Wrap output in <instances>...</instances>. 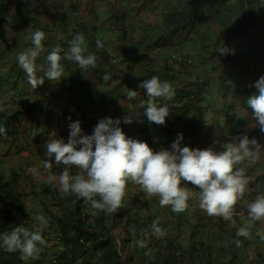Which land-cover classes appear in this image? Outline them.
Wrapping results in <instances>:
<instances>
[{"label":"trees","instance_id":"obj_1","mask_svg":"<svg viewBox=\"0 0 264 264\" xmlns=\"http://www.w3.org/2000/svg\"><path fill=\"white\" fill-rule=\"evenodd\" d=\"M116 1L119 2L120 0ZM153 1L157 3L150 8V14H154L158 9H163L165 18L163 25L165 27L177 21L178 16L186 14L183 20L185 24L187 23L192 26L190 34H198V41L205 44V33L209 34L211 32L209 30L212 27L210 20L206 17L207 15L203 12L202 8L206 3L213 6L223 3L225 0H184L186 3L184 4L185 7H176L172 3L165 5L162 0ZM258 1L264 2V0ZM145 4L144 2L133 8V10L136 9L139 15L135 16L137 19L134 21L133 25L135 26L131 30V34H128L125 29V20L128 17L127 10H125L126 13L124 14L123 21V14L114 13L115 16L113 17L116 22L114 31L118 28L119 33L116 41L122 44L123 51L130 56L133 54L132 50H137L139 45L145 47L146 52L152 54L154 61L160 60L158 59L159 57L164 58V60L161 59L160 69L174 73L175 70L167 62L169 56L167 50L175 49L179 52L183 50L175 44V33L168 35L161 34L155 40L149 37L150 34L148 33L155 27V23H153L154 21L150 17L143 16L144 13L149 14L148 11L142 10ZM163 5H165L164 8H162ZM88 6L93 8L94 5L89 2ZM246 6V0H241L235 3V5L231 4L227 8L224 7L219 13L211 15L210 17L214 18L213 20L216 23V26L213 27L216 30V34L220 30H232V24H234L233 29L237 26L248 27L251 23L248 16H254L256 13L253 9H249V13H247ZM262 7H264V4ZM241 8L244 9L241 10ZM141 10L143 14L140 13ZM106 11L110 12L109 10ZM236 12H238V16L234 20L233 16ZM19 18L22 19V22H26L25 13H20ZM4 21V18H0V24ZM79 25L80 31L84 33L88 45L87 54H95L96 63L100 65L96 69L100 78L98 82H95L93 78L86 77L84 70L80 69L79 66L73 68V62L62 60L61 63L65 71L69 72L70 78L65 80V82L53 84L52 87L47 86L43 98H49L55 107H61V114L67 115L69 112L73 113V118L81 121L82 129H85L84 131L88 135L92 134L95 125L102 119L101 116L113 115V107L118 109V105L120 104L125 117H131L133 122L125 123L123 121L119 127L123 130L126 129L127 132H131L132 138L147 141L156 151H159L161 148L170 149L178 133L184 134V140L182 142L184 145H190L192 148L199 146L201 149L208 147L207 142L211 141L213 132L210 128L206 127L204 117L208 111H206V106L203 105V102L207 97H210V91L212 89L204 93V87L207 86L205 80L190 84L185 83V85L179 86L178 89H175V95L171 100L165 101L159 99L157 101L158 104L167 105L169 116L166 118L164 125L150 124L147 117L144 116V107L141 106L142 104L146 106L147 101L141 103L139 113L133 116L130 113V108L121 102L127 99L129 89L133 88L132 85L125 83L126 76L117 68V64L113 62L112 58H110L106 49V41L103 35L99 33L101 27H97V30L91 31L86 22H81ZM37 29L42 30L39 21H36L32 32ZM178 31L180 32V30L176 32ZM136 34L137 36H135ZM140 34H145L143 42L139 38L141 37ZM146 35L148 36L145 38ZM51 40H55V38H46L45 36V40L43 41L45 50L40 55L42 56V61H38L41 65L45 64V57L50 52L47 51V47ZM97 40L103 42V49L97 48ZM260 40L262 43V51L259 56L254 58L250 56V51L246 49L247 44L244 35L237 37L235 42L229 45V48L234 50V54L232 52H229L227 55H221L219 53L220 55L218 56V53L212 52L214 49L211 50L212 58L216 59L217 63L213 69L218 70L217 73L221 76L219 79L220 93L224 97L222 109L227 116L226 124L229 132V141L237 136L246 134L250 138H256L261 144H264V133L259 128L250 127L252 123L251 109L246 103L248 97L253 94H258V90L254 86L251 87V85L261 76H264V37ZM133 41H136L137 44H134ZM242 43L244 50L239 51L236 45ZM65 45H68V43ZM28 47H32L31 37ZM210 48V45H207V49L210 50ZM61 55L63 56V53ZM217 57H221L219 62ZM247 57L252 60L246 62L245 59ZM18 68V78L24 77V70L19 65ZM162 72L154 67L151 69H142L141 74L143 80L157 76L160 80L167 81V78ZM106 76L107 78H105ZM236 78L243 83V95L240 94L239 90H234L233 80ZM126 85L127 87H125ZM229 96H231V99H229ZM146 98L148 97L146 96ZM36 113L39 114L34 103L31 102H29L26 110H2L0 112V125L4 126L7 132L6 134L0 135L5 139L9 135H16L19 128L18 122L21 119H29V132L33 128H38L39 118ZM61 114L58 115L63 116ZM112 118H115V115ZM263 161L264 148H262L260 160L249 167L250 171L247 172V175L252 176L249 177L250 181L254 179V183L250 182L248 185V190H254L251 195L257 196L258 194H264V170L260 172L256 171V166L261 165ZM52 163L53 172L59 173L62 171L63 168L56 166L54 162ZM21 178H29L23 167L19 169L12 168L10 173L0 170V235L11 232L14 227L21 224L30 230H34L31 225V220H34V217L32 216V211L26 205V194L20 192L15 186L16 182ZM186 186L192 190L193 186ZM41 187L44 189V192H51L49 194L54 197L52 198L53 201L62 210V215L53 212L51 209H46L41 213L48 219L49 226L56 231L64 246L62 251L56 253L61 264H68L72 257L81 258L80 264H215V261H220L221 257L223 260L220 264H245L244 251H249L248 248L252 244L258 254L256 264H264V255L260 254L257 250L258 244L264 245L263 242H259V238L257 237H254L252 240L243 241L242 237L236 236L237 230H230V227L227 228L229 238L227 240L226 250L224 246L221 250V257L217 258L213 251V244H210V239L206 234L209 223L206 221L204 212L196 205L195 199L190 200V206L194 208L196 215H198L196 221L194 222L192 218L180 215L176 226H174L176 231H173L170 228L173 224L171 225L167 221L159 219L156 214L146 207L135 210L132 203H124L123 207L116 213L105 214L101 212L92 215L89 211L90 204L78 198L76 195L61 194L56 186L48 185L44 182ZM172 213L174 214V212ZM157 219L160 221V227L166 231V236L162 239H157L154 236H145L143 238L145 239L147 247L139 248L136 240L141 238L140 234L142 231L149 232L152 222ZM188 225L191 232L188 247L185 251H181L179 246L181 243L180 238L182 235L185 238L188 233ZM42 234L45 238L44 232ZM237 239L241 242L239 249L230 245V242L234 241L235 243ZM23 263L24 260L20 258L19 252L9 253L0 247V264Z\"/></svg>","mask_w":264,"mask_h":264},{"label":"rangeland","instance_id":"obj_2","mask_svg":"<svg viewBox=\"0 0 264 264\" xmlns=\"http://www.w3.org/2000/svg\"><path fill=\"white\" fill-rule=\"evenodd\" d=\"M141 1L142 3H146L142 10L148 11L149 14H143L142 10L140 13L143 14V16L150 17V19L154 21L153 23H155V27L148 33L150 34L149 37L152 40H155L161 34L168 35L170 33H175V44L180 46L183 50L180 52L175 49L167 50L169 54L167 62L172 69L175 70L174 73L160 69L159 65L161 59L164 60V58L159 57L158 59L160 60L154 61L152 54L146 52L145 47L139 45L137 50H132L133 54L130 56L129 54H125V51L122 49V44H119L116 41L119 33L118 28H116L117 31H114V26L116 24L115 18L113 17L115 16L114 13L123 14V21L124 14L126 13L125 10H127L128 17L127 20H125V29L128 34H131V30L134 29L135 26L133 25L134 21L137 19L135 16L139 15L136 9L133 10V8H135L136 5L142 4ZM238 1L241 0H225L223 3L213 6H210L207 3L204 5L202 9L207 15L206 17L210 20L212 29L209 30L211 31L209 34L205 33V44H203L198 41V34H190L192 26L187 23L185 24L183 20V17L185 18L186 14L178 16L177 21L170 23V26L167 27L163 25L165 20L163 9H158L154 14H150V8L157 3L153 0H120L119 2L116 0H0V16H3L5 22H7L6 24H3V22L2 25H0V85H2L0 86V112L2 110H26L29 102L34 103L36 110L39 112V114L36 113L39 118L38 128H33L29 132V119H21L18 122L19 128L16 135H9L7 139L0 135V170L10 173L12 168L19 169L23 167L25 169L29 178L19 179L15 186L20 192L26 194V205L28 206V209L32 211L33 217L43 213L46 209H51L53 212L62 215L61 207L53 201L52 198L54 197L49 194L50 191L44 192V189L41 187L43 183L42 177L47 175V171L43 167L45 161L48 160L44 154V144L49 138L56 137L63 138L66 142L70 132L69 124L76 120L73 118V113L69 112L67 115H63L60 113L62 110L61 107H55L52 100L50 101V99L46 97L43 98L47 86L52 87L53 84L65 82V80L70 78L68 71H65L66 77L62 78L61 81L52 82L46 79L45 83L36 89H33L29 84L26 73L23 75L24 77L18 78L19 68L16 57L19 52L27 49L36 21L40 22L42 28L41 31L45 33L46 38H55V40L49 42L47 47L48 52L57 45L63 50H68V45L65 44L68 43L75 34L83 33L80 31L79 24L81 22H86L91 31H95L97 30V27H101L99 33L103 35L106 41V49L110 58H112L113 62L117 64V68L126 76L125 83L127 85H132V88L137 91V97L135 100L125 99L121 101L125 106L130 108L132 116L137 115L141 103L148 100V98H146L147 95L145 90L138 87L143 80L141 74L142 69H151L155 67L156 69H159V71H163L162 74L165 75L167 82L171 83L174 89H178L179 86L185 85V83L190 84L192 82L205 80L207 86L204 87V93L212 89L210 91V97H207L204 102L206 111H208L205 114L207 119L206 126L216 123L214 129L216 134L214 133V135H212L211 141L207 142V146L210 147L215 145L217 150H220L224 143L229 142V132L226 124L227 118L222 109L224 97L220 93L218 70L213 69L217 63L216 59L212 58L211 54L212 52H216L219 56L220 54L216 49L222 46V43L229 47V45L235 42L237 37L244 35L247 44L246 49L250 51V56L254 58L261 54L262 43L260 39L264 37V7H262L264 2H259L258 0H246V12L249 13V9H253L256 13L254 16H248L251 21L248 27L237 26L233 29L234 24H232V30H220L216 34V30L213 28L216 26V23L213 20L214 18L210 16L219 13L224 7L227 8L231 4L235 5ZM89 2L93 3V8L88 6ZM162 2L165 5L172 3V5H175L176 7H185L184 4H186L184 0H162ZM165 5H163L162 8H164ZM242 9L244 8H241V10ZM106 10H109L110 12ZM20 13L26 14V22H22V19L18 17ZM237 16L238 12L234 14V20L237 19ZM122 29H124V27H122ZM177 30H180V32H176ZM144 35L145 34H140L141 37H139L142 42L144 40ZM135 36H137V34ZM147 36L148 35H146L145 38ZM133 43L137 44L136 41H133ZM207 45H210V50L207 49ZM236 48L239 51L244 50L243 43L237 44ZM212 49L214 50L211 52ZM40 55H42V53ZM220 58L221 57H217L218 62ZM245 60L248 62L252 59L247 57ZM38 61H42V56L38 57L36 63H38ZM37 65L40 66L41 63H38ZM72 66L75 68V66L78 65L73 62ZM98 67H100V65L97 64L96 68H89L87 71H84V75L86 77H91L95 82H98V79L100 78L98 71H96ZM134 71L137 72L139 77L133 75ZM127 85L125 87H127ZM242 86L243 85H240L238 88L234 89L239 90L241 95H243ZM229 99H231V96H229ZM112 112L113 115L111 116L109 114L108 116L103 115L101 117L112 118V116L115 115V118L113 119L118 118L121 122L124 121L125 114L123 113L120 104L118 105V109L113 107ZM58 114H61L64 117L59 116ZM69 117H71V120H69ZM211 128H214V125H212ZM84 130L85 129H83V132L86 134V131ZM123 131L128 137L132 138L131 132H127L126 129ZM244 166L246 167V172H249V167L253 165H247V163H245ZM59 167L63 168V166ZM30 168H35L37 170L36 174L27 171ZM262 170H264V161L261 165L259 164L256 166V171L260 172ZM37 176L41 178L38 179ZM248 176L250 177L251 175ZM251 182L254 183V179H252ZM127 189L130 191L127 190V195L124 200L125 204L132 203L135 210L140 209L141 207L150 209L159 219L165 220L171 225L173 224V226L170 227L173 231H176L174 226H176L180 215L190 217L194 222L197 219L198 215H196L192 206H190L189 210L184 213L173 214L170 207L161 208L159 206L158 198H142L143 193L138 185L129 182ZM192 191L198 193V189L193 187ZM253 192L254 190L249 189L244 197L238 202L235 215L231 222L225 221L221 217L208 216L204 212L207 219L206 221L209 223L207 226L209 228L206 234L210 239V244H213V251L217 258L221 257V250L224 246L226 250L227 240L229 238L227 235L228 227H230V230H238L239 227L244 226L245 224H251L253 225L251 228L253 238L257 237L255 236L257 228L264 229V224L250 221L247 215V204L251 203L256 197L255 195H251ZM195 201L198 206V200ZM31 225L34 230L39 228V225L35 220H31ZM189 225L187 227L188 233L185 238H183L184 235H182L180 238L181 243L178 242L180 243L179 246L181 251H185L188 247L189 235L191 233ZM43 232L46 245L41 246V251L35 258L24 261L23 264H61L56 253L62 251L64 246L56 231H54L48 224ZM242 240L246 241L247 239L242 237ZM258 241L262 243L260 239H258ZM230 245L239 249L234 241L230 242ZM248 250L249 251H244V263L256 264L258 261L256 249L252 245ZM257 250L260 254L264 255V245L258 244ZM222 260L221 257V260L215 261V264H220ZM80 263L81 258L78 257H72L68 262V264Z\"/></svg>","mask_w":264,"mask_h":264},{"label":"clouds","instance_id":"obj_3","mask_svg":"<svg viewBox=\"0 0 264 264\" xmlns=\"http://www.w3.org/2000/svg\"><path fill=\"white\" fill-rule=\"evenodd\" d=\"M44 40L45 33L35 30L31 33L32 47L19 52L16 57L33 89L42 86L46 79L54 82L66 77L62 60L74 62L84 71L96 68L95 54H86L88 45L83 33L75 34L68 41L67 52L59 45L53 47L45 57V64L38 66L36 61L45 50ZM96 44L98 49H103L102 41L97 40ZM216 51L221 55L229 52L234 54V50L223 43ZM133 75L139 77L136 71ZM233 85L238 88L243 83L236 78ZM253 86L258 94L251 95L246 101L251 109L250 127L259 128L264 133V76L256 80ZM138 87L145 90L148 97L146 106L141 105L148 122L164 125L169 110L166 104L160 105L157 101H167L174 97L172 84L152 76L142 80ZM136 97L137 91L129 89L127 99L133 100ZM204 119L207 123L206 117ZM124 122L133 121L131 117H125ZM120 123L118 118H102L92 134L88 135L84 134L81 121L75 120L69 124L70 132L66 142L63 138H49L44 144V154L48 160L43 165L47 171V175L42 177L43 182L56 186L61 194H74L88 202L92 215L116 213L123 207L131 182L139 186L142 198H158L161 208L170 207L174 213H184L189 210L190 200L195 199L198 200L199 208L208 216L232 221L236 205L248 191L251 182L244 165H254L260 160L264 144L245 134L224 143L220 150L215 145L203 149L192 148L182 143L184 134L178 133L170 149L161 148L156 151L147 141L128 137L119 127ZM212 125L214 128H211ZM206 127L214 135L216 123ZM6 132V128L0 125V134ZM52 162L56 166H63L62 171L53 172ZM73 169L76 171L73 172ZM27 171L36 174L37 170L30 168ZM186 185L198 189V193ZM247 215L250 221L264 224V194H258L247 204ZM34 220L39 225L38 229L30 230L22 224L18 225L11 232L0 235V247L9 253L19 252L24 261L35 258L41 246L46 245L42 233L49 221L43 214L36 215ZM252 227L251 224L239 227L236 236L252 240ZM166 234L157 219L152 222L149 232H141V238L136 240V244L139 248H146L143 237L162 239ZM255 236L264 242V229L257 228ZM235 243L237 247L241 246L239 239Z\"/></svg>","mask_w":264,"mask_h":264},{"label":"crops","instance_id":"obj_4","mask_svg":"<svg viewBox=\"0 0 264 264\" xmlns=\"http://www.w3.org/2000/svg\"><path fill=\"white\" fill-rule=\"evenodd\" d=\"M4 1H5V0H4ZM6 1H7V0H6ZM18 17H19V16H18ZM0 18H3V16H0ZM6 23H7V22L4 21L3 24H6ZM0 25H2V24H0ZM252 245H253V244H252ZM252 245H251V246H252Z\"/></svg>","mask_w":264,"mask_h":264}]
</instances>
